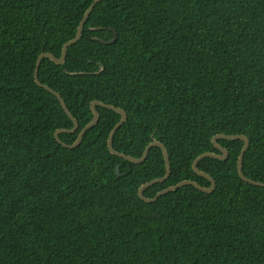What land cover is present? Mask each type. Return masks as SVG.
<instances>
[{"label":"trees","instance_id":"obj_1","mask_svg":"<svg viewBox=\"0 0 264 264\" xmlns=\"http://www.w3.org/2000/svg\"><path fill=\"white\" fill-rule=\"evenodd\" d=\"M94 1L0 0V264H264V188L239 177L243 141L219 140L228 159L198 164L213 193L186 186L146 203L138 192L165 177L163 152L142 164L112 155L119 114L97 107L75 149L55 139L74 123L36 83L37 60L61 57ZM39 80L79 123L64 144L99 101L127 113L117 152L166 147L171 174L147 198L188 180L210 187L193 163L220 155L217 135L249 139L243 173L264 183V0H102Z\"/></svg>","mask_w":264,"mask_h":264},{"label":"water","instance_id":"obj_2","mask_svg":"<svg viewBox=\"0 0 264 264\" xmlns=\"http://www.w3.org/2000/svg\"><path fill=\"white\" fill-rule=\"evenodd\" d=\"M101 1L102 0H95L92 3V5L88 8V10L86 11V13H85V15H84L79 27H78L77 34H76L75 38L70 40L69 42H67L63 46L62 55H61L60 58H56L53 54H50V53H43L42 55H40V57L37 60V65H36V70H35V81H36V83L40 87H42L46 91H48L49 93L53 94L58 99V101L60 102L63 110L65 111L67 116L74 123V127L71 130L61 129V130H57L56 131L55 139L57 140V142L59 144H61L63 147L67 148V149H75V148H77L82 143V140H83L85 134L89 130L94 128L99 123L101 117H100V114H99V112L97 110V107H101V108H104V109H107V110L114 111L115 113H117V114H119L121 116L120 122L114 127V129L112 130V132L110 134L109 140H108V149H109V151H110V153L112 155L117 156V157H119L121 159H124L126 161H129V162H131L133 164H142V163H144L147 160L149 152L151 151L152 148H160L162 150V152H163V156H164L165 163H166V175H165V177L164 178L155 179V180H153V181H151L149 183H146V184L142 185L140 187V189H139L138 195H139L140 199L143 200L146 203H155V202H157V200L159 198L167 195L168 193L174 192V191H176V190H178L180 188L186 187V186H193L196 189H198L199 191L204 192V193H209V194L213 193L216 190V182H215V180L211 176H209L208 174L200 171L199 168H198V164L205 158H213V159H217V160H220V161H225V160L228 159L229 153H228L227 149L223 148L222 146H220L218 144L219 140L243 141L244 142V147H243V149L241 151V154H240V157H239V161H238L239 177H240V179L242 181H244L246 183L252 184V185L257 186V187L264 188V183L249 179L243 173V161H244L245 155H246V153H247V151H248V149L250 147L249 139L246 136H243V135H233V136L217 135V136H215L213 138V144H214L215 149H217L220 152V155L216 154V153L208 152V153H205V154H202L201 156H199L193 163L194 171L199 176L204 177L205 179L210 181V183H211L210 187H203V186L199 185L197 182L188 180V181H183V182H181V183H179V184H177L175 186L169 187V188L159 192L152 199L145 197V195H144L145 190L149 189L150 187H152V186H154L156 184L164 183L169 178V176L171 174V164H170L169 153H168L166 147L161 142H158L156 140H154L151 144H149L147 146V148L145 149V151L143 153V156L141 158H134L132 156L125 155L123 153L117 152L114 149V146H113L114 138H115L117 132L119 131V129L127 122V119H128L127 113L121 108H117V107H114L112 105H107V104H104V103L99 102V101H94V102L91 103V111H92V113L94 115V118L80 132L77 141L73 145H66L60 140L59 136L61 134H64V133L65 134H75V133H77V131L79 130V123L77 122V120L71 114V112L68 109V107H67L65 101L63 100V98L56 91L51 89L50 87L41 84V82L39 80V71H40L41 63H42V61L44 59H49L52 62H54L56 65H63L65 63L66 58H67L68 49L71 48L72 46H74L75 44H77L80 41V39L82 38L84 27H85L90 15L94 11L95 7ZM109 30L114 33V38L110 42H106V44H112L116 40V36H117V33H116L115 30H113V29H109ZM116 173H117V175H119V167H117Z\"/></svg>","mask_w":264,"mask_h":264}]
</instances>
